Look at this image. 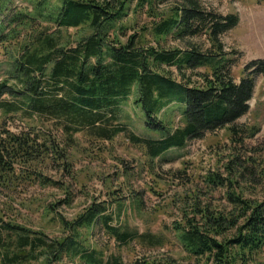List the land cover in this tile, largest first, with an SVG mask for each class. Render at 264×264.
<instances>
[{
  "label": "trees",
  "instance_id": "obj_1",
  "mask_svg": "<svg viewBox=\"0 0 264 264\" xmlns=\"http://www.w3.org/2000/svg\"><path fill=\"white\" fill-rule=\"evenodd\" d=\"M15 1L0 0V184L37 179L65 190L57 204L69 205L71 188L44 169L76 181L75 136L114 139L124 128L112 120H131L123 116L124 105L143 121L144 132L124 131L149 163L224 130L229 140L218 169L175 199L183 216L174 233L196 264H253L264 255V144L251 146L256 131L238 123L250 110L264 60L247 64L237 82L235 60L221 41L239 25V15L207 11L200 0L167 7H160L165 0H25L24 7ZM204 37L207 50L195 41ZM16 120L25 128L11 130L9 122ZM217 191L224 208L214 205ZM109 193L123 208L117 190ZM134 200L140 206L142 200ZM0 220V259L8 264H124L95 243L97 227L120 245L163 242L162 236L113 225L101 203L75 218L61 217L54 238ZM135 264L178 263L165 257Z\"/></svg>",
  "mask_w": 264,
  "mask_h": 264
},
{
  "label": "rangeland",
  "instance_id": "obj_2",
  "mask_svg": "<svg viewBox=\"0 0 264 264\" xmlns=\"http://www.w3.org/2000/svg\"><path fill=\"white\" fill-rule=\"evenodd\" d=\"M175 0H165L160 7H167ZM203 8L219 14H237L240 23L221 36L225 54L235 60L232 74L237 82L243 76L247 64L253 60H264V4L259 0H200ZM16 6H26L25 0H16ZM141 22L145 17L140 18ZM207 50L210 43L206 38L196 39ZM3 56L0 53V60ZM123 116L130 119L112 120L110 125L121 122L124 130L144 132L143 121L138 111L124 105ZM241 125L253 127L256 135L249 140L251 146L264 144V76H256L255 93L250 101L249 112L238 120ZM13 131H20L25 124L20 120L10 121ZM126 128V129H125ZM120 132L112 140H91L82 132L75 136L76 142L71 149V162L77 180L53 167L44 169V174L71 188L73 201L69 205L58 203L66 198L65 190L54 186L41 185L37 179L29 182L17 181L11 186L0 184V216L35 231H43L50 238L61 233V217L75 218L90 204L101 203L107 207V214L114 217L113 225L130 227L143 233L162 236L158 246L141 245L136 242L120 245L110 238L100 227L94 231L93 240L106 253L120 256L124 264L136 261L173 258L178 264H196L193 256L183 247L174 233V226L182 222V212L175 199H181L187 190L198 186L205 174L218 169L222 152L228 144L224 130L209 134L203 139L191 141L182 150L172 155L148 162L144 152L134 146L126 137L128 131ZM55 135V131L53 132ZM173 158L172 161L167 160ZM152 167V168H151ZM64 175V176H63ZM117 190L123 208L114 201L110 190ZM264 191V188H263ZM263 193L258 196L261 197ZM139 197L140 206L134 200ZM121 203V204H122ZM56 207L50 211L47 209ZM217 208L227 206L224 195L217 191L214 195ZM178 209V210H177ZM0 230L3 225L0 220ZM0 264L3 263L0 259ZM27 264H39L32 261ZM253 264H264V255Z\"/></svg>",
  "mask_w": 264,
  "mask_h": 264
}]
</instances>
